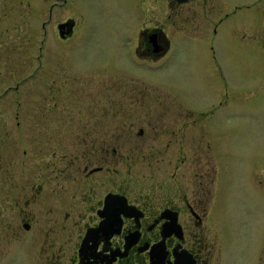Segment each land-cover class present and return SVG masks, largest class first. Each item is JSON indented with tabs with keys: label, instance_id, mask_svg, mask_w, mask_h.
Segmentation results:
<instances>
[{
	"label": "flooded vegetation",
	"instance_id": "af4514ba",
	"mask_svg": "<svg viewBox=\"0 0 264 264\" xmlns=\"http://www.w3.org/2000/svg\"><path fill=\"white\" fill-rule=\"evenodd\" d=\"M66 2L52 0L50 11ZM168 3L186 18L192 13L183 2ZM141 11L144 24L126 40L125 57L156 61L171 41L165 22L146 25ZM60 23L67 24L59 29ZM75 23L70 16L56 22L58 35L71 36ZM112 67V81L102 69L87 72L60 118L46 117L43 105L38 129L0 130V264H212L223 226L220 183L207 211L202 180L186 177L184 169L185 152L199 150L193 112L165 113L159 100L166 97L154 96L135 70ZM13 115L19 127L23 114ZM46 124L51 128H40ZM18 149L19 161L4 151ZM212 152L215 163L222 162ZM155 163L164 176L152 182L147 170Z\"/></svg>",
	"mask_w": 264,
	"mask_h": 264
},
{
	"label": "rangeland",
	"instance_id": "374dc122",
	"mask_svg": "<svg viewBox=\"0 0 264 264\" xmlns=\"http://www.w3.org/2000/svg\"><path fill=\"white\" fill-rule=\"evenodd\" d=\"M51 1L0 0V130H36L43 105L46 117L68 113L70 90L79 91L87 72L102 69L112 81V66H129L154 96L166 97L159 100L165 113L193 112L188 127L199 135V150L185 152V176L202 180L206 197L220 183L223 226L212 264H264V0H187L180 6L191 9L188 18L168 0H67L52 12ZM141 9L146 25L165 22L171 44L164 57L137 63L125 51L144 24ZM68 16L76 23L63 38L56 22ZM15 112L23 114L19 127ZM4 151L11 161L22 156L21 149ZM154 165L152 182L164 176Z\"/></svg>",
	"mask_w": 264,
	"mask_h": 264
},
{
	"label": "water",
	"instance_id": "95a60500",
	"mask_svg": "<svg viewBox=\"0 0 264 264\" xmlns=\"http://www.w3.org/2000/svg\"><path fill=\"white\" fill-rule=\"evenodd\" d=\"M178 2H183V1H186V0H177ZM65 24H67V23H60L59 25H58V27H59V29H61L63 26H65ZM68 24H70V28H71V26H72V24H73V22L72 23H68ZM70 30V29H69ZM69 30H67V31H69ZM61 32V31H60ZM62 33V32H61Z\"/></svg>",
	"mask_w": 264,
	"mask_h": 264
}]
</instances>
